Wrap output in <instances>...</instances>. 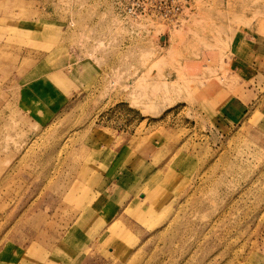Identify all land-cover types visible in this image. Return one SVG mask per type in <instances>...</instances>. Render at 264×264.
<instances>
[{
	"label": "rangeland",
	"instance_id": "1",
	"mask_svg": "<svg viewBox=\"0 0 264 264\" xmlns=\"http://www.w3.org/2000/svg\"><path fill=\"white\" fill-rule=\"evenodd\" d=\"M117 2L0 0V264H264V114L219 121L264 0H189L178 25ZM118 148L143 168L83 234Z\"/></svg>",
	"mask_w": 264,
	"mask_h": 264
},
{
	"label": "crops",
	"instance_id": "2",
	"mask_svg": "<svg viewBox=\"0 0 264 264\" xmlns=\"http://www.w3.org/2000/svg\"><path fill=\"white\" fill-rule=\"evenodd\" d=\"M235 50L237 55H234L236 64H234L233 70L235 73L241 75L240 77L243 83H240L241 87L236 89V93L233 97H228L229 100L227 101L230 102L227 103V101H224V104L231 106L232 109L230 115L227 114L228 112L226 114L223 113L219 119L220 123L225 125L228 123L232 124L233 121L241 118V115L245 112L244 110H247L245 116L249 114L248 119L253 122H255L254 120H256V118L251 119V117L254 115L256 116L258 113L264 114V112L262 113V109H258L257 107L259 104L257 93L262 87L256 80L250 83L252 78L246 79L244 75L246 74L245 71L248 69H250L251 72L254 71V74L257 72L261 74V69H264V67L261 68V65L264 64V35L247 34L246 37L240 38L239 44L235 46ZM224 91V88L217 89L213 94L221 92L222 96ZM22 104H25L24 107L27 109L28 105L26 104V99H24ZM122 148L115 149L114 154L112 153L113 150L109 152L108 150H104L99 156L98 161L95 162V166L100 167L99 170L96 171L95 177L105 185V188L103 190L97 189V187L91 189L94 199L80 212V219L82 222L78 225V229L81 230L83 234H85L86 230L98 229L103 222V213L108 210V190L116 184L122 185L128 176L136 175L143 168L144 163L142 164V162H144V159L141 157L139 160L137 154H135V161H133L134 157L132 158L130 154L126 153L122 154L120 158V150ZM134 163H137L136 166L133 165Z\"/></svg>",
	"mask_w": 264,
	"mask_h": 264
},
{
	"label": "built area",
	"instance_id": "3",
	"mask_svg": "<svg viewBox=\"0 0 264 264\" xmlns=\"http://www.w3.org/2000/svg\"><path fill=\"white\" fill-rule=\"evenodd\" d=\"M118 9L125 17L150 18L178 25L189 7V0H118Z\"/></svg>",
	"mask_w": 264,
	"mask_h": 264
},
{
	"label": "water",
	"instance_id": "4",
	"mask_svg": "<svg viewBox=\"0 0 264 264\" xmlns=\"http://www.w3.org/2000/svg\"><path fill=\"white\" fill-rule=\"evenodd\" d=\"M161 39L163 40V39H164V37L162 36V37H161Z\"/></svg>",
	"mask_w": 264,
	"mask_h": 264
},
{
	"label": "bare ground",
	"instance_id": "5",
	"mask_svg": "<svg viewBox=\"0 0 264 264\" xmlns=\"http://www.w3.org/2000/svg\"><path fill=\"white\" fill-rule=\"evenodd\" d=\"M209 63V62H208ZM213 63V62H212Z\"/></svg>",
	"mask_w": 264,
	"mask_h": 264
}]
</instances>
